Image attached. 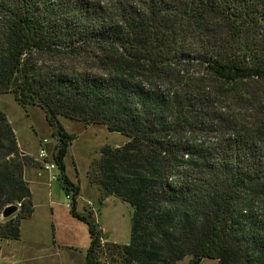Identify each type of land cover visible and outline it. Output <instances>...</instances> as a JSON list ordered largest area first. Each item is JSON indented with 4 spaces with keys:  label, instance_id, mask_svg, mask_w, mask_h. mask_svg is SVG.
Returning <instances> with one entry per match:
<instances>
[{
    "label": "trees",
    "instance_id": "1",
    "mask_svg": "<svg viewBox=\"0 0 264 264\" xmlns=\"http://www.w3.org/2000/svg\"><path fill=\"white\" fill-rule=\"evenodd\" d=\"M4 93L45 112L84 264H264V0H0ZM59 117L126 137L87 176L131 206L128 244L75 211ZM41 166L0 110V240L33 213L24 172Z\"/></svg>",
    "mask_w": 264,
    "mask_h": 264
},
{
    "label": "rangeland",
    "instance_id": "2",
    "mask_svg": "<svg viewBox=\"0 0 264 264\" xmlns=\"http://www.w3.org/2000/svg\"><path fill=\"white\" fill-rule=\"evenodd\" d=\"M0 110L5 114L18 147L22 150L36 155L43 139L47 140L43 146L48 154L54 149L56 137L52 135V128L41 107H21L12 94L4 93L0 94ZM58 122L67 133L76 136L69 143L63 158L66 177L79 187L75 211L86 217L92 212L91 217L103 235L102 243L128 244L131 206L112 195L100 201L97 187L89 183L87 176L91 164L100 156V148L121 146L126 137L108 132L103 125H84L64 117H59ZM44 172L40 177L43 179V189H32L33 213L20 220L19 238L0 240V264H65L64 261L74 253L67 246L74 244L72 238L75 234L83 236L79 247L89 244L86 224L71 214L70 207H66V192L60 187L58 180L49 181L48 173ZM57 172L58 170L54 171ZM24 178L27 180L28 174H24ZM71 197L70 193V206ZM58 245L60 254L55 251ZM79 250L82 248L77 250V254Z\"/></svg>",
    "mask_w": 264,
    "mask_h": 264
},
{
    "label": "crops",
    "instance_id": "3",
    "mask_svg": "<svg viewBox=\"0 0 264 264\" xmlns=\"http://www.w3.org/2000/svg\"><path fill=\"white\" fill-rule=\"evenodd\" d=\"M19 149L25 154H28V155L32 154V153H29L27 151L22 150L20 147H19ZM31 156L36 158L35 154L31 155ZM44 173L45 172L41 168H37V167H28L26 169V171L24 172V174H28V179L26 181L28 182L31 196H33V190H32L33 188L34 189H36V188L37 189H43L42 188L43 179H40V177ZM47 196H48V199H49V197H50V190L49 189H48V192H47ZM78 199H79V197H78ZM87 234H88V228H87ZM75 235L76 236L75 237L73 236V238H72L73 239L72 241H74L73 242L74 244H71L70 246H67L71 250H73L72 252H74V253H73V255H69V258L66 261H64L65 264H84L85 263L86 251H87V249L89 247V244H87L85 247L84 246L83 247H79L81 241L83 240V236L80 233H77ZM81 237H82V239H81ZM88 240H89V243H90L89 234H88ZM54 245L55 244H54V241H53V249H54ZM79 248H82V250H79L78 251L79 253L77 254V250ZM55 251L58 254H60V246L59 245L55 247ZM187 263H188V258H184L181 261L177 262V264H187ZM61 264H63V263L61 262ZM199 264H217V261L214 260V259H202Z\"/></svg>",
    "mask_w": 264,
    "mask_h": 264
},
{
    "label": "built area",
    "instance_id": "4",
    "mask_svg": "<svg viewBox=\"0 0 264 264\" xmlns=\"http://www.w3.org/2000/svg\"><path fill=\"white\" fill-rule=\"evenodd\" d=\"M47 143L46 139H43L40 142L39 148L37 150L36 153V159L37 161H39L41 163V169L43 171H46L48 173V179L49 181H54V180H58V172L54 173V171L58 170L57 165L54 161L53 158V152L54 150H52L49 154L46 151L45 147L43 146V144ZM66 207L69 208L70 207V193H66Z\"/></svg>",
    "mask_w": 264,
    "mask_h": 264
},
{
    "label": "water",
    "instance_id": "5",
    "mask_svg": "<svg viewBox=\"0 0 264 264\" xmlns=\"http://www.w3.org/2000/svg\"><path fill=\"white\" fill-rule=\"evenodd\" d=\"M17 209L18 208L15 205L7 206L3 209L2 213H1V217L4 219L10 217L11 215H13L17 211Z\"/></svg>",
    "mask_w": 264,
    "mask_h": 264
}]
</instances>
